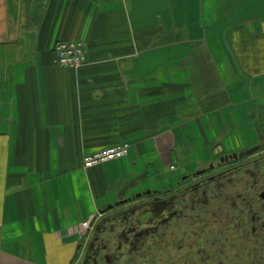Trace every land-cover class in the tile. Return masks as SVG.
<instances>
[{"label":"crops","instance_id":"0c3cea01","mask_svg":"<svg viewBox=\"0 0 264 264\" xmlns=\"http://www.w3.org/2000/svg\"><path fill=\"white\" fill-rule=\"evenodd\" d=\"M63 41L84 66L55 65ZM263 112L264 0H0V264H69L79 225L217 137L263 143Z\"/></svg>","mask_w":264,"mask_h":264},{"label":"flooded vegetation","instance_id":"af4514ba","mask_svg":"<svg viewBox=\"0 0 264 264\" xmlns=\"http://www.w3.org/2000/svg\"><path fill=\"white\" fill-rule=\"evenodd\" d=\"M240 152L183 178L154 214L132 201L99 216L73 264H264V152Z\"/></svg>","mask_w":264,"mask_h":264},{"label":"built area","instance_id":"2783aa9c","mask_svg":"<svg viewBox=\"0 0 264 264\" xmlns=\"http://www.w3.org/2000/svg\"><path fill=\"white\" fill-rule=\"evenodd\" d=\"M54 63L58 68L78 69L87 62V49L83 42L63 41L58 42L54 47ZM130 146L126 143L107 147L96 153L87 155L83 158V169L88 170L109 162L126 157ZM88 223L78 226V230H86Z\"/></svg>","mask_w":264,"mask_h":264},{"label":"rangeland","instance_id":"374dc122","mask_svg":"<svg viewBox=\"0 0 264 264\" xmlns=\"http://www.w3.org/2000/svg\"><path fill=\"white\" fill-rule=\"evenodd\" d=\"M228 59H227V65L229 67V64L230 65H237V57L232 53H230V55H228ZM87 63V62H86ZM234 65V67H236ZM73 70H76V69H73ZM236 76V75H235ZM235 83V81H234ZM264 113V112H263ZM261 125L264 124V122H261L260 123ZM248 132H250L248 130ZM243 134V133H242ZM241 134V136H243ZM251 135V133H249ZM248 135V133H247ZM226 138V137H225ZM222 136L221 137H217L216 138V142L214 143V147H211L209 149L208 152H201L198 154V152H196V154H191V153H184L183 155V159H181V161L178 163L179 167H176V169L174 170L172 168V170L169 169V171H172L171 173L173 174L174 172V176L172 175V185L170 187H167L169 189H171L172 187H175L178 183H182L181 180L183 178H186V177H190L192 178V175L196 173V171H201L203 169H206L208 167V165L210 163H212L213 165H217V162L219 161V157L221 156H224L226 155V153H236V152H240V150L242 152L246 151L250 146L248 147H239L237 145V138L235 137H230V138H226V142H227V145L223 146L222 145V142L224 141V139ZM258 139V137H257ZM257 139H255V141H257ZM189 141H187L186 139L184 140V142H188L186 143L187 144H190L189 142L191 141L190 139H188ZM207 140V139H206ZM261 140L264 141V139L261 138ZM207 141H210L209 139ZM194 142V141H193ZM200 142V141H199ZM220 146H222L220 148ZM197 149V147L195 148ZM194 149V150H195ZM241 153V152H240ZM230 155V154H229ZM115 211V208L110 211V212H114ZM111 213H109L110 215ZM143 220V219H142Z\"/></svg>","mask_w":264,"mask_h":264},{"label":"water","instance_id":"95a60500","mask_svg":"<svg viewBox=\"0 0 264 264\" xmlns=\"http://www.w3.org/2000/svg\"><path fill=\"white\" fill-rule=\"evenodd\" d=\"M261 152H264V142L260 143V144H258L256 146H253V147L247 149L244 152H241V153H238V154H233L231 158H233V159H243V158H247V157H250L251 155L253 156V155L261 153ZM152 193H155V192L146 191L144 193L136 194L134 197L130 198L129 200H123V201L116 202L113 205H108L106 210H104L103 212L97 213L96 217L93 218L89 222L88 228L86 229V231L81 235L80 240H79V244L77 245L76 250L74 252V255H73V257H72V259H71L69 264H73L75 262V260L77 259L78 255H79L80 248L90 238V233L92 232V230L95 227V222H96L98 216H101L104 213L110 212L114 208L117 209V208H119V207H121L123 205L128 204L129 202L135 201V199H141V198H143L145 196H150Z\"/></svg>","mask_w":264,"mask_h":264},{"label":"trees","instance_id":"16d2710c","mask_svg":"<svg viewBox=\"0 0 264 264\" xmlns=\"http://www.w3.org/2000/svg\"><path fill=\"white\" fill-rule=\"evenodd\" d=\"M187 178L191 179L190 177ZM188 181L184 183L183 182L178 183L175 187H172L169 190L155 191V193H152L150 196H145L141 199H135L134 204H136V206H138L139 209L154 214L156 211H160L162 209L163 207L162 205L164 204L167 197L169 198V197L177 196L179 194L178 193L179 191L185 189L187 187L186 184L188 183Z\"/></svg>","mask_w":264,"mask_h":264}]
</instances>
